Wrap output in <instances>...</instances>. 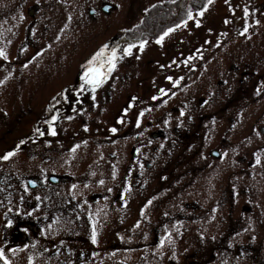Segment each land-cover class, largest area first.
Listing matches in <instances>:
<instances>
[{
  "label": "flooded vegetation",
  "instance_id": "flooded-vegetation-1",
  "mask_svg": "<svg viewBox=\"0 0 264 264\" xmlns=\"http://www.w3.org/2000/svg\"><path fill=\"white\" fill-rule=\"evenodd\" d=\"M261 29L223 30L203 57L157 64L175 71L161 100L199 96L161 105V119L141 120L133 143L105 154L84 147L129 135L141 107L128 94L109 120L111 64L89 63L102 70L94 85V67L68 74L61 57L27 72L0 59V264H264ZM58 60L63 71L50 73Z\"/></svg>",
  "mask_w": 264,
  "mask_h": 264
},
{
  "label": "rangeland",
  "instance_id": "rangeland-1",
  "mask_svg": "<svg viewBox=\"0 0 264 264\" xmlns=\"http://www.w3.org/2000/svg\"><path fill=\"white\" fill-rule=\"evenodd\" d=\"M159 1L162 0H0L1 13L11 15L18 12V19L15 16L0 19V50L5 54L16 47L11 56L0 57L3 60L2 69L6 71L10 61L28 62L22 70L27 72L30 64L41 69L46 60L53 61L61 57L67 62L65 72L71 74L80 70V64L81 72L89 67L96 69L95 65H89L90 62L107 66L115 52L111 73L117 84L114 95L116 112L109 113V120L115 116L114 120L120 121L121 114H117L128 94L131 95V104L141 107L131 118L133 124L129 135L124 137V131L120 128L122 132L113 143L97 146L89 144L84 147V151L90 154L94 150L102 154L111 152L113 148L118 151L121 146L134 142L132 131L137 130L138 122L161 119V105H176L177 102L185 101V97L199 96L196 92L174 93L164 95L165 100H161L158 88L168 86L167 80L174 77L175 71H162L163 66L157 64L163 62L169 67L176 61L180 62L186 51L190 52V56L203 57L204 47L224 39L221 34L223 30L250 31L256 30V27L264 30V0H211V3L208 0L201 10L190 12L183 22L166 30L154 41L138 42L132 46L120 41L123 31L131 28L149 5ZM101 5L108 6L106 12L99 10ZM28 8L36 10L32 16H27ZM88 9L92 10L91 14H87ZM228 36L231 38L227 40H234V34L228 33ZM246 37L249 41L255 39L249 33ZM257 40L263 39L259 36ZM128 49H131L130 54ZM101 50H104L103 57L94 61ZM147 60L156 63L157 67L150 68L151 65L146 64ZM57 62L58 68L52 67L50 73L63 71L59 63L65 61ZM217 63V54L213 53L211 64ZM98 71L102 70L99 68ZM33 72L46 71L43 68ZM162 72L167 74L164 78Z\"/></svg>",
  "mask_w": 264,
  "mask_h": 264
},
{
  "label": "trees",
  "instance_id": "trees-1",
  "mask_svg": "<svg viewBox=\"0 0 264 264\" xmlns=\"http://www.w3.org/2000/svg\"><path fill=\"white\" fill-rule=\"evenodd\" d=\"M208 0H162L149 5L120 41H152L167 29L183 22L188 14L201 10Z\"/></svg>",
  "mask_w": 264,
  "mask_h": 264
},
{
  "label": "snow or ice",
  "instance_id": "snow-or-ice-1",
  "mask_svg": "<svg viewBox=\"0 0 264 264\" xmlns=\"http://www.w3.org/2000/svg\"><path fill=\"white\" fill-rule=\"evenodd\" d=\"M209 2L211 3V0H209ZM200 15H203V13H200ZM189 18H191V15ZM165 35H167V33H165ZM161 39H163V38H161ZM160 42L161 41H157V43H160ZM130 52H131V49H128L129 54H130ZM0 55H3V53L0 52ZM103 55H104V50H101L100 52L97 53L96 57H94V61L99 60L101 57H103ZM114 60H115V52L112 53V59L108 61V63L112 65V67L109 68V71H111L112 68H114V63H113ZM92 71L95 72V75L93 76L92 79L88 80V82L91 84H94V85H99L100 83H102V80L100 79L101 73L99 71H96V70H92ZM89 74L90 73H86L85 74L86 77ZM161 91L163 92L164 90L162 89ZM113 131H115V129H113ZM52 134L55 135V132L53 131ZM4 158L7 159L8 157L5 156ZM93 242L95 243V233L93 234ZM2 258H3V254H2V252H0V259H2Z\"/></svg>",
  "mask_w": 264,
  "mask_h": 264
},
{
  "label": "water",
  "instance_id": "water-1",
  "mask_svg": "<svg viewBox=\"0 0 264 264\" xmlns=\"http://www.w3.org/2000/svg\"><path fill=\"white\" fill-rule=\"evenodd\" d=\"M107 8H108L107 5H101V6L99 7V9H100L102 12H106ZM86 12H87V14H91V13H92V10H91V9H88Z\"/></svg>",
  "mask_w": 264,
  "mask_h": 264
}]
</instances>
